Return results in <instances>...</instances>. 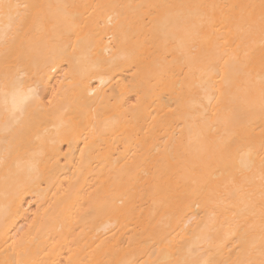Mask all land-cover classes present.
Returning a JSON list of instances; mask_svg holds the SVG:
<instances>
[{"label":"bare ground","instance_id":"bare-ground-1","mask_svg":"<svg viewBox=\"0 0 264 264\" xmlns=\"http://www.w3.org/2000/svg\"><path fill=\"white\" fill-rule=\"evenodd\" d=\"M0 5V264H264V0Z\"/></svg>","mask_w":264,"mask_h":264},{"label":"snow or ice","instance_id":"snow-or-ice-1","mask_svg":"<svg viewBox=\"0 0 264 264\" xmlns=\"http://www.w3.org/2000/svg\"><path fill=\"white\" fill-rule=\"evenodd\" d=\"M0 6L11 7V5ZM33 93L34 90L31 88L27 92L24 91L22 81H9L4 85L3 90L0 91V103L3 104L5 111L14 116L17 112L23 111L24 106Z\"/></svg>","mask_w":264,"mask_h":264}]
</instances>
